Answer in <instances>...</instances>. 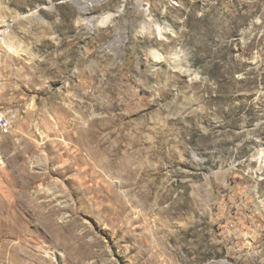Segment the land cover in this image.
Returning a JSON list of instances; mask_svg holds the SVG:
<instances>
[{"label": "rangeland", "instance_id": "rangeland-1", "mask_svg": "<svg viewBox=\"0 0 264 264\" xmlns=\"http://www.w3.org/2000/svg\"><path fill=\"white\" fill-rule=\"evenodd\" d=\"M88 3L0 0V264H264V0Z\"/></svg>", "mask_w": 264, "mask_h": 264}, {"label": "bare ground", "instance_id": "bare-ground-1", "mask_svg": "<svg viewBox=\"0 0 264 264\" xmlns=\"http://www.w3.org/2000/svg\"><path fill=\"white\" fill-rule=\"evenodd\" d=\"M74 1H76V2H79V3H81L83 6H84V12L85 11H87V8L89 7V1H93V0H74ZM94 1H96V0H94ZM83 11V10H82ZM85 14V13H84ZM86 20L88 19L89 20V18H87V17H84ZM106 21H103V23H105ZM89 26H91V28L94 26V25H96V23H94L93 24V22H90L89 24H88ZM144 29H147L148 31L149 30H155V31H157V33L158 34H162L163 33V28L160 26V25H158V24H156L155 25V27H153V25H151L150 23H147V22H145L144 23V27H143ZM7 29H5V30H3V31H6ZM8 32H7V34H9V32H10V29H8L7 30ZM15 41V40H14ZM13 42V41H12ZM17 48V47H16ZM155 54V56L157 57V58H159V55L157 54V53H154ZM179 53L177 52H174L172 55H173V59H175V56H177ZM177 59V58H176ZM185 60V59H184ZM189 66H188V64H187V62L185 61V63H183V66H179V67H176V68H178L179 69V72L180 73H184V74H186V75H190L191 73H190V69L188 68ZM3 120H7V118L5 117V116H3ZM125 129V126L124 127H122V129L120 130V132H122L121 133V136H120V138L117 140L118 142V146H117V153H115V150L113 151V154H112V157H115L113 160H111V162L112 163H114L113 161H116V159H118L119 158V155L121 154L122 156L121 157H124L125 155H127L128 154V152H125V153H121V148L122 147H125V145L123 144V141L125 140V136L126 135H124L123 134V130ZM2 130V129H1ZM3 132V131H2ZM99 133V132H98ZM127 137V136H126ZM103 139V138H102ZM102 139L100 140L98 137H96V136H92L91 137V135H90V137L87 139V143L88 144H94V145H97V144H101V142H102ZM115 140V139H114ZM111 141V140H110ZM107 142H105V144H106ZM133 147H134V145L133 144H131ZM109 146V145H108ZM107 146V147H108ZM107 150V149H106ZM118 150H119V152H118ZM264 153V152H263ZM102 156V155H101ZM120 157V158H121ZM264 157V156H263ZM119 160V159H118ZM107 162V161H106ZM263 162V161H262ZM120 164H121V162H120ZM124 164V163H123ZM262 165V164H261ZM114 166V165H113ZM41 215H42V212H41ZM38 216H39V213H36V217H37V219H38Z\"/></svg>", "mask_w": 264, "mask_h": 264}, {"label": "built area", "instance_id": "built-area-1", "mask_svg": "<svg viewBox=\"0 0 264 264\" xmlns=\"http://www.w3.org/2000/svg\"><path fill=\"white\" fill-rule=\"evenodd\" d=\"M0 129H2L4 133H8L10 131L9 120H3V115H0Z\"/></svg>", "mask_w": 264, "mask_h": 264}]
</instances>
